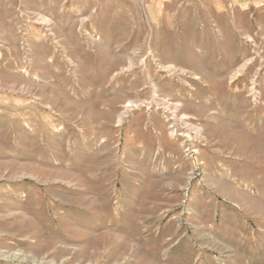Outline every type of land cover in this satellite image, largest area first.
<instances>
[{"label": "rangeland", "instance_id": "1", "mask_svg": "<svg viewBox=\"0 0 264 264\" xmlns=\"http://www.w3.org/2000/svg\"><path fill=\"white\" fill-rule=\"evenodd\" d=\"M0 264H264V1L0 0Z\"/></svg>", "mask_w": 264, "mask_h": 264}, {"label": "bare ground", "instance_id": "2", "mask_svg": "<svg viewBox=\"0 0 264 264\" xmlns=\"http://www.w3.org/2000/svg\"><path fill=\"white\" fill-rule=\"evenodd\" d=\"M261 1H263V0H261ZM155 86V85H154ZM253 92H255V90L253 91ZM155 93H157V89L155 88ZM130 105V104H129ZM164 105V104H163ZM168 105H170V104H168ZM165 106V105H164ZM170 107V106H169ZM178 107V106H177ZM171 108V107H170ZM175 113V112H174ZM172 119H174L175 117H171ZM172 127H175V126H172ZM176 131H178V129H176V128H173V130H172V132H176Z\"/></svg>", "mask_w": 264, "mask_h": 264}, {"label": "crops", "instance_id": "3", "mask_svg": "<svg viewBox=\"0 0 264 264\" xmlns=\"http://www.w3.org/2000/svg\"><path fill=\"white\" fill-rule=\"evenodd\" d=\"M264 1V0H263Z\"/></svg>", "mask_w": 264, "mask_h": 264}]
</instances>
